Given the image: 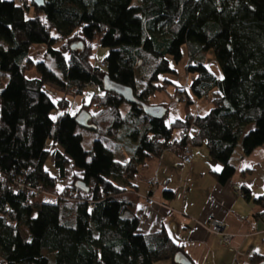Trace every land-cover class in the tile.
I'll return each instance as SVG.
<instances>
[{
  "label": "trees",
  "instance_id": "1",
  "mask_svg": "<svg viewBox=\"0 0 264 264\" xmlns=\"http://www.w3.org/2000/svg\"><path fill=\"white\" fill-rule=\"evenodd\" d=\"M140 1L45 0L39 8L33 0L31 6L0 0V72L8 74L0 80V264H178L183 246L166 229H139V171L171 146L181 157L184 145L205 146L222 165L217 181L226 184L237 173L232 158L238 145L243 157L264 148V0ZM36 45L46 47L55 69L31 57ZM184 45L192 97L211 96L210 111L194 116L188 94L186 116L170 125L137 105L124 115L126 101L104 90L103 77L149 104L150 96L166 88L163 75L175 72L171 62L183 58ZM96 46L109 49L105 68L95 65ZM210 50L222 79L198 60ZM139 78L146 85L138 92ZM50 86L63 97L53 98ZM87 87L102 94L70 112L72 97ZM184 90L178 87L175 95ZM82 110L101 137H130L127 161L98 139L90 151L83 147L76 132ZM191 124L199 134L189 138L182 129ZM177 130L182 133L175 139ZM49 156L66 179L61 191L44 168ZM18 179L21 193L14 190ZM240 191L252 198L249 187ZM254 202L264 206V194ZM263 261L264 255L253 254L249 264Z\"/></svg>",
  "mask_w": 264,
  "mask_h": 264
},
{
  "label": "crops",
  "instance_id": "2",
  "mask_svg": "<svg viewBox=\"0 0 264 264\" xmlns=\"http://www.w3.org/2000/svg\"><path fill=\"white\" fill-rule=\"evenodd\" d=\"M53 36H56L55 32ZM30 50L34 60L47 59L44 45L33 46ZM29 74L36 75L34 71ZM145 85L138 79V92L144 90ZM95 89L96 93L102 94L98 87ZM53 90L57 98L63 97L61 91ZM81 102L87 104L85 98ZM211 102V96L193 101L190 112L194 116L205 115L212 108ZM182 132L175 131L174 138H180ZM192 151V165L182 162L181 153L171 149L139 171V178L135 181L141 197L137 211L141 221L139 229L145 234L166 229L195 264H249L251 255H264V206L254 202L264 194V148L257 147L247 157H243L240 148L236 158H232L237 173L226 184L217 181L215 172H221L222 165L209 156L205 146H192ZM113 153L116 159L128 160L126 156L118 157ZM154 178H157L159 187L153 194L156 203L149 206L146 198L151 195L149 182ZM234 185L240 190L242 186L249 187L252 198L247 200L243 194L235 192ZM166 191L173 197H168ZM210 218L222 220L225 232L237 236L234 242L236 251L220 244L219 237L211 232ZM156 264L172 262L165 260Z\"/></svg>",
  "mask_w": 264,
  "mask_h": 264
},
{
  "label": "rangeland",
  "instance_id": "3",
  "mask_svg": "<svg viewBox=\"0 0 264 264\" xmlns=\"http://www.w3.org/2000/svg\"><path fill=\"white\" fill-rule=\"evenodd\" d=\"M135 5H138L141 1L140 0H133ZM96 61L98 64H101L106 56L109 53V49L103 47V46H96ZM182 54L183 58L178 62H171V65L175 72L167 73L163 75V80H167L168 83L165 84L164 89H159L157 92L149 97V104L152 106H163L165 109H168V114L166 115L165 120L170 125L171 122L178 120L180 118H183L186 114V102L177 100V97H175V92L178 87H181L182 89H186L189 96L192 97L191 90H190V75L187 74V67L189 63V54H188V46L184 45L182 47ZM48 64L51 68L55 69L54 62L52 59L47 58L46 59ZM198 60L203 62L208 70L214 74L218 79H222L223 74L222 70L220 68L219 63L217 62V58L215 55V52L213 50H210L208 52H204L203 55H201ZM3 78L8 79V74L0 72V80L3 81ZM139 80H141L139 78ZM54 87H49V92H51V95L53 98L57 99L55 91L53 90ZM56 89V88H55ZM85 92L76 97H72V106L70 108V112L76 114L79 109L81 108L82 102L81 100L85 98L87 103H90L92 96L96 93V89L94 87H87ZM102 92L101 90H99ZM212 98V97H211ZM193 101H198L194 97H192ZM78 102V103H77ZM129 104L126 102L122 106L123 114L126 115V113L129 111ZM52 117L56 119L59 115V111L53 110L52 111ZM123 131V130H122ZM121 131V132H122ZM77 133L81 134L83 137L82 145L87 150L90 151L94 140L98 139L101 140L104 144H107L112 148V150L118 155V157L126 156L127 159H129L132 154V143H130V137L125 136L122 132L121 138L119 141L111 140L107 137H101L98 133H96L93 130H89L86 128L78 127L76 130ZM48 149H51V143H47ZM241 145H238L236 148L237 152H235L234 158H236V153L240 150ZM44 168L46 171L50 174V176L55 177L57 179V189L59 191L62 190L64 185L67 183L65 178H61L59 175V169L55 167L54 161L51 156L45 161ZM139 178V177H137ZM50 264H53V259L51 260Z\"/></svg>",
  "mask_w": 264,
  "mask_h": 264
},
{
  "label": "built area",
  "instance_id": "4",
  "mask_svg": "<svg viewBox=\"0 0 264 264\" xmlns=\"http://www.w3.org/2000/svg\"><path fill=\"white\" fill-rule=\"evenodd\" d=\"M18 3H20L21 5L25 4L27 6H31V1L32 0H17ZM95 65H99L101 68H105L106 66V62L103 61L101 64H98L97 62H95ZM175 97H177V100H181V101H188L190 98L188 96V93L186 91V89L182 92H179L178 94L175 95ZM183 132L186 133V135L189 138L195 137L199 134V130L196 128V126L194 124H191V126L187 129H182ZM173 149V146H171L169 148V150ZM182 151V162H184L187 165H192L193 164V159H194V154L192 151V148L190 145H184L181 148ZM150 185V197L146 198V201L148 203L149 206L153 205L156 203L153 194L158 190V180L157 178H154L152 180H150L149 182ZM232 188L234 189L235 192L242 194V192L240 191V189L238 188V186L234 185L232 186ZM24 189V184H23V180L18 179V181H16V187H15V192L16 193H21L23 192ZM264 215V214H262ZM208 224L210 226L211 232L216 236L219 237V242L222 246L228 247L231 250L236 251V247H235V239L237 238L236 235L231 234V233H226L225 232V228L226 226L224 225V222L220 219H215V218H210L208 220ZM247 235H245L246 237Z\"/></svg>",
  "mask_w": 264,
  "mask_h": 264
},
{
  "label": "water",
  "instance_id": "5",
  "mask_svg": "<svg viewBox=\"0 0 264 264\" xmlns=\"http://www.w3.org/2000/svg\"><path fill=\"white\" fill-rule=\"evenodd\" d=\"M33 3L38 6L39 8H43L45 4V0H33ZM103 84H104V90L110 93H116L119 97H121L124 101H126L129 105L132 106H139L144 110L145 115L155 120H163L167 115V109H165L163 106H152L150 104H146L142 102L138 98L137 92L127 86H122L118 83H116L114 80L112 81L108 75H105L103 77ZM91 115L86 110H82V112L76 117V123L80 127H84L89 130H94L95 125H92L90 123ZM78 188H80L82 191L86 192L87 188L84 185L83 182L79 181L77 183ZM175 260L178 264H193V260L188 257L185 253H178L175 256ZM260 264H264V261Z\"/></svg>",
  "mask_w": 264,
  "mask_h": 264
}]
</instances>
